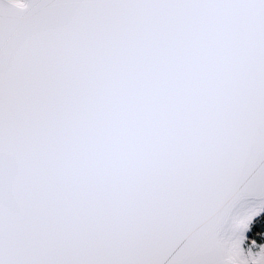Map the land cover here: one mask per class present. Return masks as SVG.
<instances>
[{
    "label": "snow or ice",
    "instance_id": "obj_1",
    "mask_svg": "<svg viewBox=\"0 0 264 264\" xmlns=\"http://www.w3.org/2000/svg\"><path fill=\"white\" fill-rule=\"evenodd\" d=\"M264 0H0V264H264Z\"/></svg>",
    "mask_w": 264,
    "mask_h": 264
},
{
    "label": "rangeland",
    "instance_id": "obj_2",
    "mask_svg": "<svg viewBox=\"0 0 264 264\" xmlns=\"http://www.w3.org/2000/svg\"><path fill=\"white\" fill-rule=\"evenodd\" d=\"M262 247H264V242L262 244L256 242V245L253 246L250 239L246 240L244 244H242V249L245 255H247L249 251H251L252 255L255 256L260 253Z\"/></svg>",
    "mask_w": 264,
    "mask_h": 264
},
{
    "label": "trees",
    "instance_id": "obj_3",
    "mask_svg": "<svg viewBox=\"0 0 264 264\" xmlns=\"http://www.w3.org/2000/svg\"><path fill=\"white\" fill-rule=\"evenodd\" d=\"M251 240V238H249ZM264 240H257V243L262 244Z\"/></svg>",
    "mask_w": 264,
    "mask_h": 264
},
{
    "label": "water",
    "instance_id": "obj_4",
    "mask_svg": "<svg viewBox=\"0 0 264 264\" xmlns=\"http://www.w3.org/2000/svg\"><path fill=\"white\" fill-rule=\"evenodd\" d=\"M257 203L264 204V201H257Z\"/></svg>",
    "mask_w": 264,
    "mask_h": 264
}]
</instances>
